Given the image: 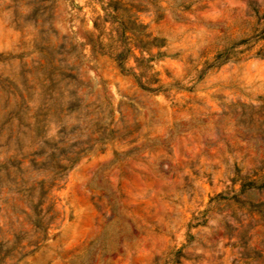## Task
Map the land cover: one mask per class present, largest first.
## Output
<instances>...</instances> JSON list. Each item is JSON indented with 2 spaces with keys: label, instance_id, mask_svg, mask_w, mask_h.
I'll return each mask as SVG.
<instances>
[{
  "label": "rangeland",
  "instance_id": "1",
  "mask_svg": "<svg viewBox=\"0 0 264 264\" xmlns=\"http://www.w3.org/2000/svg\"><path fill=\"white\" fill-rule=\"evenodd\" d=\"M0 264H264V0H0Z\"/></svg>",
  "mask_w": 264,
  "mask_h": 264
},
{
  "label": "trees",
  "instance_id": "2",
  "mask_svg": "<svg viewBox=\"0 0 264 264\" xmlns=\"http://www.w3.org/2000/svg\"><path fill=\"white\" fill-rule=\"evenodd\" d=\"M105 11L107 12V14L109 16L111 15V13H108L107 10H105ZM119 25L121 28V33L118 36L121 37L120 43L123 46L122 49L116 53V60L118 62L119 68H121V70H127L126 61H127V59H129L130 56H132L134 58V60L137 62L139 69L144 70L146 67V64L144 62L145 61L151 62V60H152V58L146 57V55H145V53L150 54V52H148V49H145L146 45L144 43V37L148 36V35L136 31L133 27H130L131 35H128L127 34V32H128L127 24L124 21H119ZM94 26L96 27V29L99 28V24L97 23V21H95ZM88 39H89V43L93 46V49L96 50V44H95L93 37L89 36ZM131 40L135 41V43L133 44V45H135V48L132 47L131 42H130ZM152 40H155V37ZM136 49L139 50V52L141 54L140 56L136 54V52H135ZM150 66H151V64H150ZM140 82H141L140 83L141 86H143L149 90L160 91L159 86L158 87H152V86L147 85L146 83H144L142 81H140ZM155 82H158V79ZM260 186L254 180H247L243 183L242 190H244L245 188L254 189V188L260 187Z\"/></svg>",
  "mask_w": 264,
  "mask_h": 264
}]
</instances>
